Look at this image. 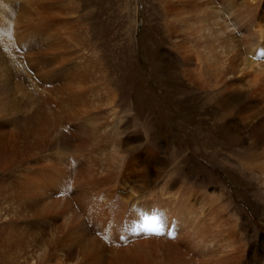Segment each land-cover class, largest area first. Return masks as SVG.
Returning a JSON list of instances; mask_svg holds the SVG:
<instances>
[{
  "label": "bare ground",
  "instance_id": "obj_1",
  "mask_svg": "<svg viewBox=\"0 0 264 264\" xmlns=\"http://www.w3.org/2000/svg\"><path fill=\"white\" fill-rule=\"evenodd\" d=\"M246 1L249 16L264 9V0ZM254 19L244 57L231 58L241 59L235 81L223 90L241 121L256 120L249 153L256 161L264 156V18ZM49 24L0 49V264H264V232L238 222L223 194L169 181L165 161L138 148V137L121 141L120 129L113 161H96L108 134L96 129L103 112L88 108L83 79L62 67L63 32ZM15 42L37 76L34 92L45 91L18 102L10 89L32 79L21 71L15 80L7 67ZM183 59L186 66L193 61ZM243 100L250 106L241 108Z\"/></svg>",
  "mask_w": 264,
  "mask_h": 264
},
{
  "label": "rangeland",
  "instance_id": "obj_2",
  "mask_svg": "<svg viewBox=\"0 0 264 264\" xmlns=\"http://www.w3.org/2000/svg\"><path fill=\"white\" fill-rule=\"evenodd\" d=\"M261 11L251 15L254 21L264 18ZM251 12L246 0H0V49L22 32L53 23L52 30L63 32L57 47L67 62L62 67L83 79L88 108L103 112L96 117V129L108 131L94 154L100 165L113 161L119 137H138V148L149 147L165 161L162 175L169 181L199 194H223L238 222L264 232V156L255 161L249 155L256 120L241 121L237 109L224 104L230 93L223 90L235 81L252 38L246 27ZM15 44L18 53L7 51V67L15 80L23 71L32 82L17 81L11 99L45 94L34 92L37 76ZM234 55H241L238 61H231ZM243 101L241 108L250 106Z\"/></svg>",
  "mask_w": 264,
  "mask_h": 264
},
{
  "label": "snow or ice",
  "instance_id": "obj_3",
  "mask_svg": "<svg viewBox=\"0 0 264 264\" xmlns=\"http://www.w3.org/2000/svg\"><path fill=\"white\" fill-rule=\"evenodd\" d=\"M262 55H264V54H262ZM159 221H157V223H158ZM155 234H159V232H157V233H155Z\"/></svg>",
  "mask_w": 264,
  "mask_h": 264
}]
</instances>
